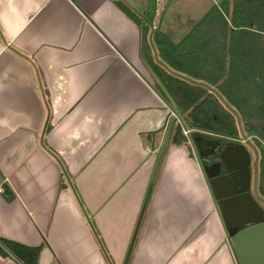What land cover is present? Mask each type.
Listing matches in <instances>:
<instances>
[{"label":"crops","instance_id":"obj_1","mask_svg":"<svg viewBox=\"0 0 264 264\" xmlns=\"http://www.w3.org/2000/svg\"><path fill=\"white\" fill-rule=\"evenodd\" d=\"M153 4L0 0V238L40 245L37 264H237L192 145L169 130L157 162Z\"/></svg>","mask_w":264,"mask_h":264},{"label":"trees","instance_id":"obj_2","mask_svg":"<svg viewBox=\"0 0 264 264\" xmlns=\"http://www.w3.org/2000/svg\"><path fill=\"white\" fill-rule=\"evenodd\" d=\"M142 33V59L153 86L188 131L184 136L170 118L169 143L189 141L202 167L207 150L239 145L231 140L237 136L264 143V0H220L176 42L149 24ZM258 168L256 184L261 185L260 156ZM64 187L59 180L58 188ZM1 196L6 202L14 199L6 184ZM93 236L105 257L94 231ZM40 249L0 238V258L16 264H37Z\"/></svg>","mask_w":264,"mask_h":264},{"label":"water","instance_id":"obj_3","mask_svg":"<svg viewBox=\"0 0 264 264\" xmlns=\"http://www.w3.org/2000/svg\"><path fill=\"white\" fill-rule=\"evenodd\" d=\"M183 127V125H180ZM170 130L167 125L161 143L159 161ZM194 155L195 152L193 151ZM235 162L226 179L211 180L201 167L216 215L225 229L237 264H264V221L256 222L263 214L249 192V155L239 146L233 152ZM197 158V156L195 155ZM209 178V180H208ZM225 189V193L222 190ZM254 223L252 225H249ZM245 225H249L244 227Z\"/></svg>","mask_w":264,"mask_h":264},{"label":"rangeland","instance_id":"obj_4","mask_svg":"<svg viewBox=\"0 0 264 264\" xmlns=\"http://www.w3.org/2000/svg\"><path fill=\"white\" fill-rule=\"evenodd\" d=\"M219 1L220 0H153L154 7L150 8V12L147 13L146 18L151 19L153 26L159 27L157 20H160L162 16H166L165 24L161 27L163 30L167 31V33L171 34L172 38L175 36L174 38L180 39L211 5H216ZM144 5L145 3L139 7L140 11L144 8ZM166 105L169 110H167V116L174 119L177 124L183 125L181 115L176 113L169 103L166 102ZM181 130L183 131L182 134L184 136L188 135V131L184 130L183 127H181ZM231 140L238 142L239 144H244V141H247L245 147L249 153L251 162V192L253 193L255 199L264 207V192L262 193L260 190L261 185L264 189V143H261L253 136L248 135H246L244 138L237 136ZM251 145L258 148L259 156L262 160L263 175L261 179V185L256 184L257 172H254L253 168L255 157ZM255 175L256 178L254 179ZM252 182H254V184Z\"/></svg>","mask_w":264,"mask_h":264},{"label":"flooded vegetation","instance_id":"obj_5","mask_svg":"<svg viewBox=\"0 0 264 264\" xmlns=\"http://www.w3.org/2000/svg\"><path fill=\"white\" fill-rule=\"evenodd\" d=\"M244 144H239V145H235L234 143H225L224 146L221 147V149L217 150V148L214 149H209L207 150V156H204L203 158V167L202 169L204 170L206 175H209L210 179L213 181L217 178L219 179H226L228 178V176L231 174L230 171V167L234 166V155L233 152L235 150H237V148L239 146H242L246 149L245 144L247 141H244ZM251 148L254 151V157H255V161H254V172H257L258 175V160H259V150L257 147H254L251 145ZM247 151V149H246ZM195 152V150H194ZM248 153V151H247ZM195 155L197 156L196 152ZM249 155V153H248ZM198 159V156H197ZM250 166H251V162H250V157H249V173H250ZM251 175V174H250ZM256 178V175L254 177V179ZM209 180V178H208ZM254 184V182H252ZM255 186V185H254ZM252 188V184H251V176L249 179V192L251 194V196L253 197L254 201L256 202V204L261 208V210L263 211V214L257 219L256 222H261L264 221V207L255 199V197L253 196V193L251 192ZM223 193H225V189L222 190ZM254 223H251L249 225H252ZM249 225H245L249 226Z\"/></svg>","mask_w":264,"mask_h":264}]
</instances>
